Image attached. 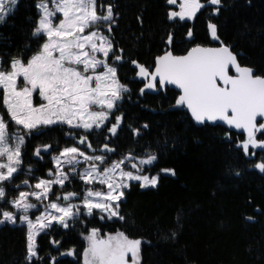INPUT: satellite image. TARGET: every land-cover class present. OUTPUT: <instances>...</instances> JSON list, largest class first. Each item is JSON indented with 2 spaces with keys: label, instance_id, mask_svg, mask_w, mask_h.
<instances>
[{
  "label": "trees",
  "instance_id": "16d2710c",
  "mask_svg": "<svg viewBox=\"0 0 264 264\" xmlns=\"http://www.w3.org/2000/svg\"><path fill=\"white\" fill-rule=\"evenodd\" d=\"M38 1L18 0L0 23V67L7 69L13 58L26 62L45 41L46 36L32 35L40 16ZM109 4L115 22L111 32L107 30L110 22H103L100 29L111 39L115 55L123 58L117 62L109 55L120 83L129 91L100 128L85 130L58 123L26 136L20 171L2 182L6 196L0 199V212L11 210L9 201L38 177L52 176L50 155L72 144L104 155L105 164L128 153L154 154L157 159L142 170L159 174L158 185L141 188L138 181L129 182L119 207L124 220L107 219L94 209L92 215L80 212L68 221V227L53 222L38 233L37 255L31 261L26 259V227L0 224V264H81L85 233L92 228L100 233L121 230L139 238L141 264H264V171L255 167L264 162V148L249 146L245 154L239 146L245 140L240 133L222 124L194 121L184 106L175 104L179 92L174 88L141 94L146 79L138 76V68L131 63L135 60L151 69L155 57L168 49L183 53L195 43L224 42L241 64L264 74V0H222L218 13L216 6L205 3L194 17L184 20L169 18L172 5L167 0H97L98 13L103 14ZM209 23L217 26L219 40L211 38ZM1 99L0 91V113L6 117ZM117 116L122 119L112 135L108 129ZM85 136L87 142L80 144ZM42 144L51 147L36 156ZM105 144L114 151L102 152ZM162 169H172L175 175ZM67 172L63 187L52 185V197L74 192L78 196L72 200H78L85 189L95 187L79 179L77 167L75 175L70 166Z\"/></svg>",
  "mask_w": 264,
  "mask_h": 264
},
{
  "label": "snow or ice",
  "instance_id": "6c2138e0",
  "mask_svg": "<svg viewBox=\"0 0 264 264\" xmlns=\"http://www.w3.org/2000/svg\"><path fill=\"white\" fill-rule=\"evenodd\" d=\"M51 2L54 4L53 9L44 0L37 4L43 14L32 35L46 36L40 49L27 62L21 58H13L7 69L0 67L3 105L10 122L20 126L14 132L10 131L9 121L0 115V160L6 158L7 161L0 162V182L10 181L20 171L21 149L26 136L43 126L58 123L85 130L100 128L116 103L122 99L123 93L129 91L126 85L120 83L117 68L108 63L110 53L117 62L123 58L115 55L111 39L97 27L103 26V22H110L107 30L111 32V25L115 22L113 6H107L106 14H98L97 0ZM176 2L177 0H167L170 5H175ZM208 2L216 6L218 13L222 0ZM17 3L18 0H0V23L5 21ZM202 7L204 5L199 0H181L180 11H170L168 16L170 19H190ZM93 28L95 30H90ZM208 28L212 37L219 40L217 26L209 23ZM188 35H192L191 31ZM167 42L172 44L171 34ZM97 53L102 54L103 58H98ZM131 63L139 69L138 75L148 80L144 88L140 89L141 94L145 89H156L158 85L161 88L168 84L175 85L182 90L175 104L186 107L195 121L204 123L206 120H220L244 130L247 139L239 146L245 154H249V146L264 147V141L256 139V133L264 130V123H257L258 118H264V77L254 75V70L250 67L241 66L236 55L222 42L218 48L194 47L186 55L178 56L166 51L156 57L153 71L135 60ZM230 68L235 69V75L229 74ZM98 69L102 70L97 71ZM34 92H38L44 101L38 106L33 105ZM94 106H98L99 110L93 111ZM121 119L122 117L117 116L116 123L108 129L112 135L116 134ZM144 127L147 128V125ZM135 131L139 134V130ZM86 142V136L79 139L80 144ZM87 146L92 147L91 143ZM50 147L44 145L43 150L47 151ZM101 151L112 152L114 149L105 144ZM40 152L41 148H36L34 154L40 156ZM81 158L88 167L79 173V179L87 185L99 182L107 186L106 192L89 188L84 193L82 204L88 215H92L93 210L97 209L101 213H107V219L124 220L119 207L124 198V190L130 186L129 182L140 181L141 188H155L158 185L159 174L150 177L122 169L125 160L132 159L131 154L120 161H113L111 166L101 170V165L106 160L104 155L90 156L76 146L65 147L58 156L53 157L56 164L55 180L40 179L34 185L39 191H20L18 197L9 201L17 210L22 211L19 222L26 224L28 228L27 260L31 261L37 255L36 235L50 228L51 221L68 227L67 220L80 214V205L68 203L62 206L51 202L46 208L54 209L59 215L46 212L37 216L33 222L27 213L30 209H36L37 204L30 203L29 197H35L41 202L47 199L53 184L63 187L69 179L70 173L63 170L64 166H70L71 174L75 175V166L81 163ZM156 159V155H149L141 159L140 164H152ZM132 167L138 168L136 164H132ZM255 167L264 171V162ZM161 171L175 175L172 169ZM23 183L28 184V181ZM5 196L6 190L0 185V199ZM76 196L77 193L70 192L62 199L68 201ZM59 199L61 197H57ZM0 217V223H17V215L11 211L0 212ZM48 217L51 219L45 223ZM100 218L105 219V216ZM86 239L88 247L83 253L84 264H141L140 239H130L120 231L102 238L95 228Z\"/></svg>",
  "mask_w": 264,
  "mask_h": 264
},
{
  "label": "rangeland",
  "instance_id": "374dc122",
  "mask_svg": "<svg viewBox=\"0 0 264 264\" xmlns=\"http://www.w3.org/2000/svg\"><path fill=\"white\" fill-rule=\"evenodd\" d=\"M40 2H41V0L38 1L37 4H39ZM44 2L48 3V6H49L50 9H53V8H54V4L51 2V0H44ZM199 2H200L202 5H204L205 3H209L208 0H199ZM180 3H181V0H177L176 4H175V5H172V8H171L170 11H180V8H179ZM107 6H108V5H107ZM107 6H106V9H107ZM106 9H105V12H104L103 14H106ZM39 11H40V16H41V15L43 14V13H42V10L39 9ZM170 11H169V12H170ZM98 14H99V13H98ZM40 16H39V17H40ZM58 16H61V14H58ZM38 20H39V18H38ZM54 20H55V18H54ZM56 22H58V20H56ZM37 25H38V22H37ZM97 27L100 28V26H97ZM90 30H95V28L90 29ZM100 31H101V29H100ZM101 32H102V31H101ZM209 32H210V36H211V38H212L213 40H216V39H214V38L212 37L210 29H209ZM104 34H105V33H104ZM105 35H106V34H105ZM106 36H107V35H106ZM45 40H46V39H45ZM44 42H45V41H44ZM44 42H43V43H44ZM39 49H40V48H39ZM39 49H38V50H39ZM36 52H37V51H36ZM36 52H35V53H36ZM35 53H33L32 55H34ZM32 55H31V56H32ZM96 55H97L98 58H103L102 54H100V53H97ZM31 56H30V57H31ZM30 57H29V58H30ZM26 62H27V61H26ZM108 63H109L111 66H114V64L110 61V59H108ZM114 67H115V66H114ZM100 70H102V69H98L97 71H100ZM20 79L22 80V78H20ZM0 91H1V94H2V98H3V89L0 88ZM43 102H44V101L42 100L41 97H39L38 92H34V93H33V105H34V106H38L39 104H41V103H43ZM1 103H2V106L4 107V109H5V113H6V117L4 116V119H5L6 121H9V130L14 132V131L16 130V128H18V127H20V126H17V125H15L13 122H10V117L7 115L6 108H5V106L3 105L2 99H1ZM92 110H93V111H95V110H99V108H98V106H94V107L92 108ZM110 114H111V113H110ZM110 114H109L108 118L110 117ZM0 115H2V114L0 113ZM105 123H106V122H104V124H105ZM104 124H103V125H104ZM66 125H67V124H66ZM103 125H102V126H103ZM67 126H69V125H67ZM102 126H101V127H102ZM13 143H14V141H13ZM71 146H76V145H73V144H72V145L64 146V147H62L61 149H59L57 152H55V153H53V154L50 155V158H51V160H52V164H53V166H54V169H56V164H55V161L53 160V157L58 156V155L60 154V152H61L65 147H71ZM76 147H78V148H79L81 151H83L86 155H90V156H91V155H102V154H100V153H94V152H92L91 150H87V149H85V148H81V147H79V146H76ZM129 154H130V153L126 154L124 157H121V158L116 159V160H113V161H120V160L124 159L126 156H128ZM150 155H153V154H150ZM147 156H149V155L137 156V155H133V154H131L132 159H130V160H125V163H124L121 167H122V169H123L124 171H132L134 174L149 175L150 177L153 176V175H157V174H150V173H148V172H144V171L142 170L144 166H147V165H149V164H140V160H141V159H145V158H147ZM21 160H22V157H21ZM113 161H112V162H113ZM0 162H7V161H6V158H3V160H0ZM112 162L107 163V164L104 163L103 165H101V170H102L104 167H109V166H111ZM132 164H136V165L138 166V168H133V167H132ZM20 166H21V165H20ZM67 167H69V166L65 165L64 168H63V170H64L65 172H67ZM75 167H77V168L79 169V173H80L81 171H83L85 168L88 167V164H87L86 162H84V161L82 160V158H81V163L78 164V165H76ZM40 179L55 180V172H54V174H53L52 176H50V177H38L37 180H36V181H35V182H34L29 188H27V189H22V190H20V191H25V192L39 191V190H37V189L34 188V185H35L36 183H38ZM138 182H139V184L141 183L140 181H138ZM0 185H2V186L4 187V185L2 184V182H0ZM53 185H54V184H53ZM57 185H58V184H57ZM92 185L95 186L94 188H91L93 191H101V192H106V191H107V186H106V185H101L99 182L93 183ZM88 189H89V188L85 189V190L82 192V197H81L80 199H78V200H72V198H71L70 200H68V201L63 200L62 198L59 199V200H57V197H52V196L50 195V193H49L47 199H45V200H43V201L41 202V201H37V200L35 199V197H31V196H30V197H29V202H30V203H35V204H37V208H36V209H30V210L28 211L27 215L29 216L30 219L33 220V222H35V219H36L37 216H40L41 214L46 213V212H51V213L54 214V215H59L58 213L55 212L54 209H48V208H46V205H48V204L51 203V202H56V203H58V204H60V205H62V206H65V205H67L68 203H72V204L80 205V212H83L84 214L88 215L87 212H86V209L83 207V204H82V201H83V198H84V193H85ZM20 191H19V192H20ZM19 192L17 193V196H16V197H18ZM73 193H74V192H73ZM66 194H67V193H66ZM64 195H65V194H64ZM16 197H15V198H16ZM15 198H14V199H15ZM10 204H11V203H10ZM11 205H12V204H11ZM3 211H11V212L15 213V214L17 215V223H18V224H22V225H24V226L26 227V235H27V232H28L27 225L19 222V216L23 214L22 211L17 210L13 205H12V209H11V210H3ZM3 211H2V212H3ZM104 214L107 216V213H104ZM0 218H2V217H0ZM74 218H75V217H74ZM50 219H51V218L48 217L44 222L47 223ZM70 219H73V218H70ZM70 219L67 220V224H68V221H70ZM5 222H7V221H5ZM5 222H4V223H5ZM53 222H56V221H51V224H52ZM7 223H9V222H7ZM0 224H3V223H0ZM10 224H13V223H10ZM58 224H59V223H58ZM62 226H63V225H62ZM92 229H93V228H92ZM92 229H91V230H92ZM95 229H97V228H95ZM45 230H46V229H45ZM91 230H89L87 233H85V239H86V237L89 235V233L91 232ZM118 231L123 232V231H121V230L106 231L105 233H100V232H99V236L103 238V237H106V236L109 235V234L114 235V234H115L116 232H118ZM37 235H38V234H37ZM37 235H36V237H37ZM129 238H130V239H139V238H131V237H129ZM35 243H36V239H35ZM87 247H88V241H87V239H86V244H85V247H84V249H83V251H82V261H81V264H84L83 253H84V250H85Z\"/></svg>",
  "mask_w": 264,
  "mask_h": 264
},
{
  "label": "water",
  "instance_id": "95a60500",
  "mask_svg": "<svg viewBox=\"0 0 264 264\" xmlns=\"http://www.w3.org/2000/svg\"><path fill=\"white\" fill-rule=\"evenodd\" d=\"M223 43V42H222ZM223 45H225V46H228L229 48H230V50L233 52V54L234 55H236L235 54V52L231 49V47L228 45V44H226V43H223ZM197 46H199V47H203V48H218V47H221V42L220 43H210V44H203V43H195V44H193V45H191L190 47H188V49L185 51V52H183V53H173L171 50H166V51H171L172 53H173V55H186L187 54V52L188 51H190L192 48H194V47H197ZM166 51H164V52H162L161 54H159V55H157L156 57H158V56H161V55H163ZM156 57H155V60H156ZM237 57V56H236ZM155 60H154V64H153V66L151 67V69H149V71H153L154 70V68H155ZM237 61H238V58H237ZM238 63L241 65V66H245V67H250V68H252L253 70H254V75H258V76H262V77H264V74H261V73H258V72H256L255 71V68L254 67H252V66H250V65H246V64H241L239 61H238ZM231 69V72L229 71V74L230 75H235L236 73H235V69L234 68H230ZM138 71H139V69H137V74H138ZM139 76V75H138ZM140 77V76H139ZM141 78V77H140ZM142 79H144V78H142ZM148 82V80L146 79L145 80V82H144V85L146 84ZM218 83H220L219 81H218ZM144 85H143V88H144ZM171 87V88H174V89H176L178 92H179V94H178V97H179V95H181V92H182V90L181 89H179L177 86H175V85H172V84H168V85H166V86H164L163 88H161V87H159V85L157 86V88L156 89H145L144 91H146V92H157L158 90H162V89H164L165 87ZM186 108V107H185ZM187 109V108H186ZM188 110V109H187ZM188 112H189V114L191 115V112L188 110ZM191 117H192V115H191ZM193 118V117H192ZM260 119H264V118H258V120H260ZM193 120L195 121V119L193 118ZM197 122V121H196ZM205 122H208V123H212V124H222V125H224L225 127H227L229 130H232V131H236V132H241V133H245L246 135H247V133L244 131V130H242V129H236V128H234V127H232V126H229L227 123H225L224 121H220V120H217V121H205ZM44 145H47V144H42V145H39V146H37V148H41V152H48V150L47 151H44L43 150V146Z\"/></svg>",
  "mask_w": 264,
  "mask_h": 264
},
{
  "label": "flooded vegetation",
  "instance_id": "af4514ba",
  "mask_svg": "<svg viewBox=\"0 0 264 264\" xmlns=\"http://www.w3.org/2000/svg\"><path fill=\"white\" fill-rule=\"evenodd\" d=\"M257 123H258V124H259V123H264V119H260V120H258ZM238 133H240V134L243 136L244 139H247V135H246L245 133H241V132H238ZM256 139H257L258 141H264V130H262L261 132H257V133H256ZM256 148H257V147H256ZM258 148H260V147H258ZM261 148H264V147H261Z\"/></svg>",
  "mask_w": 264,
  "mask_h": 264
}]
</instances>
